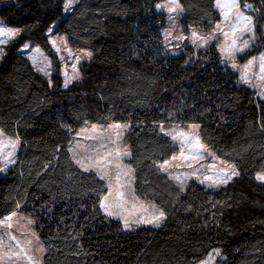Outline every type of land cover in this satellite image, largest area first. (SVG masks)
<instances>
[{
	"label": "trees",
	"instance_id": "trees-1",
	"mask_svg": "<svg viewBox=\"0 0 264 264\" xmlns=\"http://www.w3.org/2000/svg\"><path fill=\"white\" fill-rule=\"evenodd\" d=\"M245 1L264 9V0ZM160 2L79 0L62 17V0H0V22L24 30L0 60V129L21 141L15 166L0 178V217L21 203V214L36 221L41 242L51 245L44 264H199L214 248L226 264H264V184L255 179L264 171V102L225 69L214 45L207 60L199 52L197 63H185L190 47L171 54L162 35L165 16L156 10ZM180 3L184 29L208 31L220 20L215 0ZM251 14L258 17L257 36H264V11ZM52 21L69 47L93 52L68 88L58 75L50 85L17 53L25 43L48 51ZM260 52L264 39L249 56ZM169 112L176 117L169 119ZM193 120L217 155L238 164L241 176L216 190L192 185L177 200V187L151 167L177 154L155 125ZM114 121L132 125L126 141L137 195L168 213L158 229L125 231L102 213L93 216L102 182L82 172L67 149L78 130ZM215 201L231 207L213 208Z\"/></svg>",
	"mask_w": 264,
	"mask_h": 264
},
{
	"label": "snow or ice",
	"instance_id": "snow-or-ice-1",
	"mask_svg": "<svg viewBox=\"0 0 264 264\" xmlns=\"http://www.w3.org/2000/svg\"><path fill=\"white\" fill-rule=\"evenodd\" d=\"M79 3V0H62V12L70 13ZM215 6L219 10L220 20L215 24L213 30L208 33H199L195 30L191 36L175 35L176 44L179 48L180 42L190 40L193 46V53L185 63H197L200 61V50L204 51V60H207V51L215 42L216 50L220 54V63L225 69H231L240 73L239 80L242 84L260 88L258 93L264 98V52L259 57L250 56L242 66L237 63V57L243 58V55H250V50L255 46L257 39H264V36H257L258 17L251 14L261 12L264 9H255L252 3H244L241 0H215ZM59 7V5H58ZM156 7L162 8L164 5L157 4ZM167 11L170 14L172 27L165 32V39L176 32L174 18L171 14L177 15L183 13L184 8L180 0H168ZM264 19V16L259 17ZM57 23L52 21L46 29V39L52 46L61 61L67 53L74 63L71 67L73 72L69 75L65 72L64 87L81 78L80 68L83 60H91L93 52L85 49H79L76 52L69 47V37L66 35H57ZM23 29L0 26V60L5 55L4 45L11 40L16 39L23 33ZM32 46L25 43L20 49L27 51ZM39 48L32 49V55L28 58L33 66L37 67L39 72L49 75L48 69L51 68V61L43 63L39 54ZM47 60V58H44ZM259 75H256L254 69L257 67ZM258 81L259 83H256ZM155 80L150 81L154 85ZM51 85V81H49ZM194 107V106H193ZM177 113L169 112V119L175 118ZM223 119V117H221ZM130 123L114 121L106 127L101 125H91L88 128L81 129L77 137L91 143L80 144L79 139L70 146L67 151L71 153V161L77 165L82 172L93 174L102 182L101 188L97 191V206L93 208V216L97 212L102 213L104 218H112L122 222L123 230L134 231L141 225H151L159 228L167 220L168 213L163 207L151 202L147 196L137 195L135 184L137 181V169L133 167V151L125 140V134L131 128ZM159 131L174 143L179 145V156L173 154L162 162L153 161L151 167L158 172L168 175L170 180L176 181L177 194L187 189V182L195 180L201 185H206L210 189L226 188L236 178L241 176L238 164L227 159L221 158L210 148L202 137V125L194 120L187 124H173L169 129L165 123L159 122L155 125ZM264 127V126H262ZM6 137L3 129H0V173L8 171L10 165L16 163V150L21 141L19 136ZM7 149V150H6ZM60 151L59 146L55 149ZM210 160V162H208ZM187 169L180 174H173L174 169ZM203 169V171H201ZM255 179L264 183V172H258ZM144 184H148L147 178ZM217 205L231 207V204L223 201L212 202V207ZM22 205L19 201L15 203V208L6 215L0 217V264H44L46 253L49 246L41 242L39 235L34 229L28 228L26 238L21 241L14 234V224L19 225L20 220H27V225H35L34 219L25 217L21 214ZM188 211L192 210L189 205ZM213 216L216 214L213 213ZM134 217V218H133ZM15 218V219H14ZM208 225H205L207 227ZM217 227L219 224L217 223ZM5 238L7 243H5ZM219 257L223 264H226L227 257L223 255L220 248L212 249L208 254L207 260L200 261V264H216V258Z\"/></svg>",
	"mask_w": 264,
	"mask_h": 264
},
{
	"label": "rangeland",
	"instance_id": "rangeland-1",
	"mask_svg": "<svg viewBox=\"0 0 264 264\" xmlns=\"http://www.w3.org/2000/svg\"><path fill=\"white\" fill-rule=\"evenodd\" d=\"M244 3H247L245 0H241V5L243 6V4ZM167 4H168V0H161V2H160V5H164V7H162V8H157L156 7V10H157V12H159V13H162L164 16H165V27H164V29L162 30V35H163V37L165 38V32L167 31V30H169L171 27H172V21L170 20V14H169V12L167 11ZM216 7V6H215ZM216 10H217V12H218V14H219V10L216 8ZM182 14L183 13H181V14H179V15H177V14H175V13H173V14H171V16L174 18V22H175V28H176V32L173 34V36H170L169 38H168V40H166L165 39V48L166 49H168L170 52H171V54H173V55H179V54H181L187 47H190V48H192L193 49V46H192V44H191V42H190V40H187V41H183V42H180V47L179 48H176V47H174V45L177 43L176 42V40L174 39V37H175V35H184V36H188V37H190L191 36V32L193 31V30H195V31H197V32H199V33H208V32H211L212 30H213V28L211 29V30H208V31H199V30H196V29H184V28H182V26H181V24H180V19H181V16H182ZM67 14H64L63 12H62V17H65ZM219 17H220V15H219ZM0 26H4V27H7V26H5L2 22H0ZM11 41H13V40H11ZM11 41H9L8 43H7V45L11 42ZM30 44V43H29ZM7 45H4L3 47L4 48H6V46ZM32 47L29 49V50H27V51H21L20 49L22 48H20L18 51H17V53L18 54H22L23 56H25L27 59H28V61H29V63H30V65H31V67L35 70V72H37L38 74H40L41 76H43L45 79H47L48 81H51V79L53 78V76L54 75H58V77L61 79V83H62V86H63V88H65L64 87V80H65V72H67L69 75H71L72 74V72H73V69H72V67H71V65H72V63H74V61L72 60V58L71 57H69L68 55H67V53H63V55L66 57V59L65 60H63V61H61V59H60V57H59V54H57L56 52H55V50L52 48V46L49 44V50L48 51H44V50H42L40 47H37V46H34V45H32V44H30ZM215 46V42L211 45V46ZM255 46H256V44H255ZM254 46V47H255ZM254 47H252L250 50H248L249 52H251L253 49H254ZM33 48H39L40 50H41V52L39 53V54H37V55H39L40 56V58H41V61L43 62V63H47V61H51V68H49L48 69V71H49V75H47V76H45L44 75V73H42V72H39L38 70H37V67H35V66H33V64H32V61L28 58L30 55H32L33 53H32V49ZM194 50V49H193ZM73 51L74 52H76L77 50H74L73 49ZM200 51H203V50H200ZM219 53V52H218ZM261 53V52H260ZM260 53H257V54H255V55H252V56H257V57H259V55H260ZM47 58V60H45L44 58ZM250 58V56L249 55H243V58H240L239 56L237 57V63L239 64V65H243V64H245L246 62H247V60ZM89 60H83L82 62H81V65H78V68H80V74H81V70H82V67H83V65L86 63V62H88ZM235 74H237L238 75V79H239V76H240V73L238 72V71H235V70H232ZM254 71L256 72V75L258 76L259 75V71H258V62H257V67L254 69ZM78 80H76V81H73L72 83H75V82H77ZM239 82H240V80H239ZM256 83H259L258 81H255ZM71 83V84H72ZM241 83V82H240ZM70 84V85H71ZM242 84V83H241ZM244 85V84H243ZM246 87H248V88H250L251 90H253L255 93H256V95L264 102V98H261V96L258 94L259 92H260V88L259 87H256V88H253V87H250V86H247V85H245ZM98 126H101V125H98ZM103 126H107V125H103ZM89 126H86V127H84V128H88ZM172 127V126H171ZM171 127H167V128H171ZM84 128H82V129H84ZM81 130V129H80ZM80 130H78L76 133H75V135L72 137V139H71V141H72V143H73V145L76 143V140H78L79 139V141H80V144L81 145H84V144H86V143H91L90 141H85V140H83V139H80L79 137H77V133L78 132H80ZM130 130V129H129ZM129 130L127 131V133L125 134V140L127 139V135H128V133H129ZM7 137H9V136H7L6 135V137H5V139L7 138ZM170 138V137H169ZM173 142V141H172ZM174 143V142H173ZM128 144V143H127ZM174 145L176 146V148H177V156H179V145H178V143H174ZM20 146V145H19ZM19 146H18V148H17V150H16V158H17V152H18V149H19ZM70 146H72V145H70L69 144V147ZM7 150V149H6ZM69 155H70V158H71V153H69ZM208 162H210V160L208 161ZM16 164V163H15ZM15 164H13V165H10V167H9V169H8V171L7 172H5V173H0V178H7V176H8V173H9V171L15 166ZM187 169H184V168H181V169H174L173 170V174H180L181 172H183V171H186ZM201 171H203V169L201 170ZM261 172H264V171H261ZM161 174H163L166 178H168V180L169 181H171L175 186H176V181H173V180H170L169 179V177H168V175L167 174H165V173H163V172H160ZM258 181V180H257ZM259 183H261V184H264V183H262V182H260V181H258ZM192 185H198V186H201V187H205V188H208L206 185H201V184H199V182H197V181H195V180H189L188 182H187V189L189 188V187H191ZM177 187V186H176ZM186 189V190H187ZM208 189H210V188H208ZM219 189V188H218ZM216 190V189H215ZM25 217H28V218H31V217H29V216H25ZM134 218V217H133ZM15 219V218H14ZM32 219V218H31ZM108 219H110V220H113V221H116V222H119L121 225H122V222H120V221H117V220H115V219H112V218H108ZM164 223V222H163ZM162 223V224H163ZM162 224H161V226H162ZM28 228H31V229H34L35 230V232H36V224L35 225H31V226H28L27 225V220L25 219V220H20L19 221V225H15L14 224V234L15 235H17V237L21 240V241H24L26 238H29V237H27L26 236V233H27V229ZM139 228H146V229H158V228H156V227H153V226H151V225H141L140 227H137V228H135V229H139ZM160 228V227H159ZM37 233V232H36ZM5 243H7V239L5 238ZM208 259V256L204 259V260H207ZM219 261H221L220 260V258L219 257H217L216 258V264L219 262ZM9 264H13V262H9ZM200 264V263H199Z\"/></svg>",
	"mask_w": 264,
	"mask_h": 264
}]
</instances>
